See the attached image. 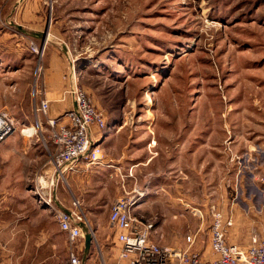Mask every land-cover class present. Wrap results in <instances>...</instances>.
<instances>
[{
    "label": "rangeland",
    "instance_id": "obj_1",
    "mask_svg": "<svg viewBox=\"0 0 264 264\" xmlns=\"http://www.w3.org/2000/svg\"><path fill=\"white\" fill-rule=\"evenodd\" d=\"M23 1L0 0V109L16 120L12 140L27 144L28 159L34 156L37 161L31 167L18 166L14 156L2 170L15 177L20 171L39 168V176L47 177L55 149L47 124L49 110L45 115L36 113L35 107L48 100L42 89L45 83L40 81L49 43L47 38L41 43L21 35L19 28L27 30L17 20L27 8ZM40 1L44 5L40 12L48 15L47 25L52 24L57 36L50 43L57 42L78 73V85L70 77V88L83 90L105 120L101 147L106 138L105 147L113 155L115 147L126 155V145L131 143L128 148L134 154L137 151L132 160L137 164L146 156L174 152L175 144H182L186 177L181 191H170L168 203L152 196L150 211L133 212L141 221L152 222V240L159 247L180 249L186 247L187 236H195L192 249L206 250L207 256L212 207L225 219H233L228 243L245 248L253 237L264 239V0ZM32 44L44 49L41 58L32 51ZM17 50L25 54L19 57ZM64 113L56 117L58 123H67ZM27 128L36 131L30 138L21 134ZM196 144L200 156L195 175L190 171L188 149ZM213 152L216 162L210 176L203 165ZM226 173L230 177L224 184ZM133 175L138 182L131 184L130 191L134 186L144 189L145 175L138 171ZM35 179L8 194L7 210L0 207V227L3 222L9 224L0 230L1 236L6 232L12 237L2 238L0 245L8 257L6 264H29L27 256L41 242L40 229L47 233L56 229L52 218L58 190L70 198L62 181L52 193L53 209L41 204L34 193ZM42 192L48 195L50 189ZM23 194L27 196L20 198ZM107 216L95 215L98 223L90 229L91 252L83 264L109 263L117 249ZM20 217L29 220L22 239L29 252L19 257L14 231ZM42 247L52 254L51 262L42 264H67L65 237L56 236L53 248Z\"/></svg>",
    "mask_w": 264,
    "mask_h": 264
},
{
    "label": "crops",
    "instance_id": "obj_2",
    "mask_svg": "<svg viewBox=\"0 0 264 264\" xmlns=\"http://www.w3.org/2000/svg\"><path fill=\"white\" fill-rule=\"evenodd\" d=\"M23 5H27V8L23 9V14L20 17H17L19 22H23V27L27 30L20 29L21 35H28L30 38H33L35 41H42L47 38V43H49V47L47 48L48 51L45 54L44 59V78L40 81L42 84L45 83L42 89L45 90V96L48 99L49 105V117L48 118H56L61 113H64L68 109L69 104L67 103L69 100V96L64 97V91L70 87L71 81L70 76L72 78L75 77V83L78 85V77L77 71L73 63L69 62L68 56L66 54L61 53L59 47L56 46L55 41L50 43V38L54 37L57 38L55 32L53 31V26L50 24L47 25V18L48 15L45 13H41L40 8L44 5L41 4L40 0H24ZM40 7V8H39ZM27 23V25H26ZM42 40V41H41ZM60 49V50H59ZM18 51V50H17ZM19 57H22L25 54V51H18ZM40 83V84H41ZM41 84V85H42ZM40 85V86H41ZM41 90V88H40ZM70 99V98H69ZM72 102V100H71ZM72 108L74 107L73 102L71 103ZM5 110V109H0ZM8 112V111H7ZM13 116V115H12ZM60 117V116H59ZM14 118V116H13ZM58 118V117H57ZM15 120V118H14ZM64 120V119H63ZM16 121V120H15ZM121 130V128H120ZM119 132L117 134L119 135ZM30 144V143H29ZM102 148V156L103 159L95 165H86V163L79 162L73 171H70L65 174V182L67 187L70 191V198L64 195L62 190H58L60 192L59 198H57L58 207L63 210H69L71 208L70 204H72L73 200H77L80 204V211L86 218V221L90 227V229H96L98 221L96 222L95 215H108L111 209L112 204L114 201L121 197H125L134 193H141L142 194V202L141 205L137 204L136 207L133 209H143V212L151 210V197L155 196L160 201L165 200L166 203L170 201L172 195L170 191H181V185L183 182V177L185 176L183 173V160L184 154L182 149V144H175L176 148H174V152H170L169 150H165V152L160 154L159 156H146L142 163L138 162L141 165L138 166L132 160L135 158V155L138 154L137 151L134 154L129 150V146L131 143L127 144L126 146V155L121 150L119 152V147H115L117 150V154L113 155L112 150H108L105 147L106 138H104ZM197 145V144H196ZM190 145L191 149H188V155L190 160L192 161V165L190 166L191 174H198V162L197 159L199 158V147L198 145ZM31 146V145H29ZM118 146V145H116ZM30 147L27 144L17 143L12 140V137L9 138L8 141L4 142L0 148V207L4 210H7V206L5 204L8 194L10 192H16L19 190L18 185L25 184L26 180L35 179L39 175V168L34 170H26L18 172L15 177H10L6 170H2L4 166H10L11 160L14 156H17L18 166L21 165H28L29 167L32 166V163L37 161L34 156L28 159V151ZM32 148L35 149L36 147ZM188 148V147H187ZM144 149V148H143ZM145 150V149H144ZM135 152V150H133ZM212 157V158H211ZM215 153H211L210 159L206 158L207 164L203 166L206 167L205 171H209L208 175H213L212 165L213 162H216ZM125 158V160H124ZM159 158V159H157ZM161 159V160H160ZM159 160V161H158ZM211 160V161H210ZM123 161V162H122ZM122 162V164H121ZM132 162V163H131ZM194 162V164H193ZM14 164V163H13ZM128 168V169H127ZM29 171V172H28ZM130 171V172H129ZM134 171L142 172L144 177V189L138 190L136 186L130 191L131 184L134 182H138V179L135 175H133ZM129 172V175L126 173ZM51 173V172H50ZM35 178H34V177ZM230 174H225L223 177L224 184L225 179H228ZM186 177V176H185ZM133 178V179H132ZM133 183V184H134ZM174 188V189H172ZM32 189V186H31ZM32 192V191H31ZM16 194V193H15ZM127 194V195H126ZM27 194H23L20 198H25ZM57 196V195H56ZM174 201V200H173ZM172 201V202H173ZM108 208V209H107ZM166 211V209H164ZM132 212V213H133ZM43 214H41L42 216ZM134 215V214H133ZM108 216L106 217L108 222ZM135 216V215H134ZM53 217V216H52ZM145 218L143 217V220ZM211 221V220H210ZM29 222L26 217H20V220H16L15 224V237L14 239L20 243V249L18 250L19 257L24 255L28 251L24 250L26 244L23 245V231H24V224ZM41 222V221H39ZM55 216L52 218V224H55L56 228L52 233L43 232V228L41 232V236L39 239L41 240L40 243H37L36 249H33L31 252L30 257L27 256L26 261L29 264H42L51 262L52 254L48 255L47 250L43 249V244L51 246L53 248V243L56 236L60 238L65 237L66 235L62 232L56 223ZM145 222L152 223L150 220H146ZM211 223V222H210ZM108 224V223H107ZM9 224L6 222L2 223V227L0 230L8 229ZM113 234L114 244L117 246L112 257L109 258L106 264H124V262L118 260V256L121 250V247L116 242L115 231L111 230ZM0 231V245L3 239H8L10 235L6 232L1 236ZM12 240V237L10 236ZM13 239V240H14ZM20 239V241H19ZM54 239V240H53ZM48 243V244H47ZM91 252L90 250L87 254H85V247H84V240H83V248H82V261L84 262L88 259ZM206 250L200 253L202 256H205ZM5 252L0 251V264H6L8 262V257L4 254ZM29 254V253H28ZM41 255L43 258L41 259ZM10 262V259H9ZM67 264H68V257H67Z\"/></svg>",
    "mask_w": 264,
    "mask_h": 264
},
{
    "label": "built area",
    "instance_id": "obj_3",
    "mask_svg": "<svg viewBox=\"0 0 264 264\" xmlns=\"http://www.w3.org/2000/svg\"><path fill=\"white\" fill-rule=\"evenodd\" d=\"M31 48L35 55L43 56V48L38 49L33 44ZM38 71L41 72L42 67ZM65 96H69L74 105L63 115L67 123H58L56 118L47 119L50 139L55 147L50 161L52 171L47 177L38 175L35 179L34 193L38 201L51 209L56 201L52 193L65 180L66 173L73 171L79 162L90 166L103 159L100 145L101 131L106 127L103 116L80 88L73 86L66 89ZM49 105V101L44 99L35 107V112L46 115ZM15 129L13 116L6 110H0V147ZM35 133L34 128L21 130V134L28 138ZM44 188L50 189V194L42 192ZM139 199L140 194L137 193L117 199L108 217L109 228L115 231L116 242L121 247L118 260L124 264H264V239L253 237L245 248L228 243L227 231L233 225V219H225L222 212L214 207L211 208L207 256L192 249L196 239L190 235L185 238V248L159 247L152 240L153 224L141 221L132 213ZM56 207L55 218L69 244L68 264H83L85 229L90 232V227L80 211V204L73 200L72 207L66 211L58 205Z\"/></svg>",
    "mask_w": 264,
    "mask_h": 264
},
{
    "label": "water",
    "instance_id": "obj_4",
    "mask_svg": "<svg viewBox=\"0 0 264 264\" xmlns=\"http://www.w3.org/2000/svg\"><path fill=\"white\" fill-rule=\"evenodd\" d=\"M92 239H93L92 232H85V235H84L85 254H87L90 250Z\"/></svg>",
    "mask_w": 264,
    "mask_h": 264
}]
</instances>
